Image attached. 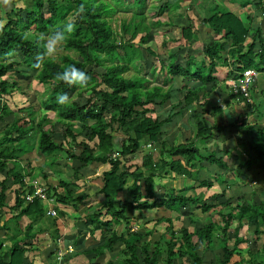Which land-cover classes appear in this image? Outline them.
Masks as SVG:
<instances>
[{"label": "trees", "instance_id": "1", "mask_svg": "<svg viewBox=\"0 0 264 264\" xmlns=\"http://www.w3.org/2000/svg\"><path fill=\"white\" fill-rule=\"evenodd\" d=\"M105 2L103 0L89 2L31 0L29 6L13 8L12 5L6 12L7 20L0 30V213L6 209L15 210L14 217L18 220L12 228L0 224V230H4L0 239V248L3 240L10 241L6 250L0 252V264H25L24 254L29 246L20 244L24 240L35 238L40 231L32 230V222L43 216L45 207L42 201L34 197L27 202L23 198L26 188L23 180L25 176H30V166L28 162L27 169H23L21 158L33 148L41 157L48 158L43 161L44 167L46 165L52 167L53 159L49 157L53 154H64L62 157L70 158L73 162L71 169L75 180L66 179L62 171L55 170L58 184L48 185L46 188L48 198L53 197L55 203L61 206L62 215L66 214L63 206H71L77 210L78 204L81 202L85 204V199L89 198L86 191L77 192V188L80 187L77 184L79 170L89 163L107 165L100 174L101 186L96 191V195L101 198V206L109 218L101 219L99 222L101 208H95L90 212V217L86 215L83 224L85 228L90 229V232L93 227V229L98 228L101 233L103 226L107 225L109 227L107 230L111 234L108 233L99 244L88 246L83 243L71 244L74 249L69 257L77 254L88 258L101 256L105 251L113 249L117 243H121L123 247L117 253L119 264H205L203 254L207 251L212 252V244L217 241L220 254H216L210 264H264V198L260 199L259 195L253 192L244 198L246 191H239L238 194L235 193L236 189L233 190L234 194L225 197L224 192L229 185H225L221 171L226 170L227 173L229 169L232 174H238L240 183H250L253 175L251 177L247 175V169L250 170L255 164L259 167L264 165V123L250 124L246 120L249 114L258 112L253 107L254 101L250 102L248 99L257 100L264 95V89H260L257 98L251 95V88L253 90L258 73L264 72V34L260 24L250 28L245 26L235 13L229 10L219 13L214 10L208 19L205 17L202 21L208 26L211 36L207 38L206 34L209 31L202 30L205 34V36L201 34L204 42L199 46L202 58L198 61V65L194 64L191 68V58L187 52L180 63L178 54L170 53L174 49L169 53L166 52L167 56L164 59L161 58L160 53L146 45L149 40L148 30L144 35H140V40L137 41L136 33L141 29L143 24L141 22H134L133 25L130 22L123 23L120 28L123 31L119 35L106 18L105 9L109 4ZM257 2L259 6L261 0ZM81 6L83 12L77 16ZM160 8H163V5ZM261 11L264 16V2L261 3ZM68 15L76 19V26L63 46L77 53L76 57L70 53H63L57 58L43 59L40 67L34 68L33 64L41 52L39 37L42 33L60 27ZM131 25L132 31H130ZM192 26L193 24L180 28L182 39H188L193 30ZM127 32H130V37L125 40L123 34ZM246 37L250 40L246 41ZM134 38L136 41H133ZM161 40L164 46L166 39ZM140 44H145L148 55L158 60L165 75L173 78L182 76L186 81L163 89L161 85L146 86V77L138 73L127 75L130 66L133 64L132 66L135 67L134 61L138 62L142 58ZM183 46L184 43H181L175 47L180 49ZM10 52H14L15 56L7 55ZM136 52L138 56L133 58L132 54ZM17 54L19 58H14ZM73 64L89 75L90 81L87 87L69 86L55 78L56 73ZM22 65L35 72L34 78L37 82L47 83L48 86L44 97L39 99L37 109L31 105L19 107V112L23 108L25 115H18V108L14 109L15 107L10 106L9 101L15 92H23L21 82L30 79L24 77L21 71L24 68L19 67ZM218 65L225 67L226 71L221 72L217 68ZM249 68L256 71L257 77L249 85L248 93L246 95L240 92L233 93L231 87L228 90L229 97L234 103L244 105L243 111L237 113L238 120L227 123L232 130L245 134L241 135L238 141L241 152L246 157L242 159L241 155H234L235 159L237 158V167L232 168L223 160L224 154L220 147L208 152L206 147L201 152L194 145L193 140L220 135L223 129L215 123L209 124L203 117L207 110L218 114L223 111L221 103L211 99L220 75L237 79L242 76L245 69ZM151 70V75L154 76L155 68ZM208 84L210 86L207 88ZM226 85L228 87L229 83ZM69 90H74L78 97L84 96L82 98L84 101L80 99L59 105L57 94L61 92L69 94ZM231 100L222 99L226 105ZM194 106L197 107L193 108ZM48 111L55 113L54 119L48 117ZM186 112H189L190 123L195 127L194 135L182 142L177 141L176 138L169 141L166 136L171 133V129H176L177 118ZM105 113L108 115L105 116ZM55 123L61 125L60 133L55 130ZM32 131L36 132L34 144H31L29 139ZM115 131L124 135L118 145H114L113 141ZM65 142L69 147L65 148ZM147 144H153L154 148H157L156 154L151 150L152 148H149L142 153L139 164L131 163L130 155L145 150L144 146ZM25 149L29 150L24 153ZM202 160L205 161L203 165L200 164ZM43 166L39 169L45 176L42 172ZM214 167H217L213 172L216 181L222 185L220 194L225 197L224 201L209 203L203 199L202 193L188 195L176 193L171 188L157 193L154 177H164L167 173L190 179L193 183L185 189L195 187L196 190L198 187L209 189L212 186L211 177H201L203 171L209 173ZM246 179L247 182H243ZM123 190H127L128 197L114 207L110 203V198ZM8 191L12 193L9 203H7ZM213 205L214 207L222 205L217 210L219 220L209 218L206 223L197 227L192 226V229L187 225L174 228L173 218L169 216L155 217L153 224L166 222L165 230L169 235L165 237V234H161L152 243L150 239H144L143 235L130 227L129 211L131 210H138L140 216L144 217V213L150 209L173 210L181 214L189 206H199L202 211H208ZM21 216L32 220L26 224L23 236L19 238L17 232H19ZM187 217L192 224L195 219L193 215L188 213ZM122 219L123 232L111 228L112 225L121 224ZM52 223L57 227L56 219ZM243 225L248 229L253 228L251 233L255 239L262 237L261 246L248 250L247 259L232 261L233 255L239 254L242 250L239 244L248 241L243 234H240ZM55 231L58 233V228ZM76 234L79 236L78 241H81L82 232L77 231ZM127 237L134 239L129 242ZM161 239L164 240L160 246ZM53 241L56 242V237ZM63 242L64 245L72 243L69 240ZM160 258L162 263L159 261ZM90 263L94 264L91 261ZM106 264H114L112 258Z\"/></svg>", "mask_w": 264, "mask_h": 264}, {"label": "rangeland", "instance_id": "2", "mask_svg": "<svg viewBox=\"0 0 264 264\" xmlns=\"http://www.w3.org/2000/svg\"><path fill=\"white\" fill-rule=\"evenodd\" d=\"M86 2H89L91 0H84ZM106 1L105 3H108L107 8L105 9V13L107 15V19L109 20L108 22L110 23L111 27L116 30V32L121 35L122 31L120 28L123 23H132L134 22H141L143 23L142 26H145V28L140 27L141 29L137 31L136 37L137 41L140 40V35H144L146 30H148L149 33V40L146 45L151 47L153 51H157L162 55L161 58H166V52L169 53L170 50H172L170 53L175 52L178 54L179 62L181 63L184 59V54L187 52L189 54L190 59V64L191 68L193 67L194 64H199V60L202 58V53L199 52L201 50L199 46H202L201 44L204 42L202 39V36L200 32L202 30H205L208 26H206L202 21L205 19V17L208 19L209 15L215 10L219 11V13L226 12L227 10L230 11V8H233L234 2H237L239 7H244L250 4V7L246 10L248 12H251V15L254 16L253 21H248L247 18H244V13L240 15V17L244 18V24L245 26H249L250 28H254L258 24L261 25L262 28V34H264V26H262L261 22V8L256 5H254L253 0H181L184 1L181 3L182 5H179V8H175L173 5V2L175 0H103ZM31 0H13V8L17 7H25L30 5ZM263 1H261L262 3ZM260 3V4H261ZM163 5V8H160V6ZM45 8V7H44ZM193 10L195 13H198V16L193 15L190 13ZM16 11L15 9H13ZM232 12V11H231ZM23 14V13H22ZM4 16V6L0 5V17ZM189 17V19H187ZM264 17V16H263ZM68 18H72L71 15H68ZM247 21V22H246ZM193 24V30H191V34L188 36V39H182L181 34H180V28L185 25H190ZM132 25L130 26V31H132ZM145 29V30H144ZM140 31V33H139ZM51 31H48L46 33L42 34H48ZM204 34V33H202ZM124 35V39L127 40L130 37V32H127ZM135 37V38H136ZM134 38L133 41H136ZM169 38V39H168ZM161 39H166V43L163 46L161 44ZM160 41V42H159ZM179 41V42H177ZM179 43V44H178ZM181 43H184V46L180 49L176 48L178 45H181ZM145 44H140V49H141V54L142 58L135 62V67L130 66V69L126 73L127 75L135 74L138 73L141 76H145L147 81H145L146 86H153V85H161L163 89L166 87L172 86V85H179L181 83H184L186 81V78H183L182 76L178 77H170L168 75L164 74V70L161 69V64L158 62L157 59L154 57H151L148 55V53L145 50ZM176 46V47H175ZM63 53H70L73 56L76 57L75 52L72 50H67L64 48L63 45H61L55 54L53 56L54 58H57L60 54ZM15 56V55H14ZM138 56L137 52L132 54V57L135 58ZM19 58V55H16L14 58ZM21 60V59H19ZM137 66V67H136ZM24 69H21L22 73L24 74V77H30L27 82H21L22 84V89L23 92H15L14 96L11 98L9 101L11 103L14 101H17L18 104H15V108L18 111V114H25L22 112H25V110L22 108V110L19 112V107H25L26 105H31L32 107H35L37 109L39 107V99L44 97V92L47 90V83L42 84L36 81L34 78V71L29 70L26 66L22 65L19 66ZM155 68L154 70V76L151 75L152 68ZM200 66H197V68ZM217 68L222 72V70L226 71L225 67L222 66H217ZM165 69V68H164ZM151 70V71H150ZM138 71V72H137ZM13 74V73H11ZM219 77V83L218 85L215 86L214 90V96L211 97L216 103H221V107L223 108V111L221 114L218 113H213L212 111H208L203 114V117L208 120L209 124H217L223 127V129L220 131V135H210L209 138L207 139H202V138H196L193 140L194 145L198 147V149L202 152L203 150L206 149L207 147V152L210 150H213L215 148L220 147L221 150L223 151V160L227 163L228 167L235 168L236 163H237V158L235 159L236 156L234 155H241L242 159L246 157L244 154L241 152V146L239 145V139L241 138V135H245L242 132L237 133L236 131L232 130L230 126H228L227 123H232L236 122L237 119V113L242 112L244 109V105L242 103H234L233 100L229 97V89L231 87V82L234 81V79L228 78V76L223 77L220 75ZM229 83V86L227 87L226 84ZM210 86H206L207 88ZM27 87V88H26ZM260 89H264V72L258 73V77L256 81L253 84V90L251 88V95H253L254 98H257V96L260 94ZM71 97V101L74 100H80L84 101L82 99L83 97H78L76 92L74 90H69V94ZM221 97V99H220ZM228 99L231 102L226 105L222 99ZM202 101V100H201ZM250 102L255 103L253 106L255 110L257 109L258 112L251 113L247 116V122L250 124L254 123H264V95L260 99H253L249 98ZM18 105V107H16ZM208 105V104H207ZM197 106H194L195 108ZM192 108V109H193ZM43 112V111H42ZM209 114H212L213 116H208ZM108 115V113H105V116ZM258 115V116H256ZM48 117L50 119H54L55 113L53 111H48ZM56 124V123H55ZM194 124V123H193ZM183 125V126H182ZM55 130L57 133H60L62 130L61 125L58 123L56 124ZM35 132V131H34ZM33 131L31 132V136H29L30 141H34L36 139V132L34 133ZM195 132V127L190 123L189 120V112H186L183 114L181 117L177 118L176 120V129L173 130L171 129V133L166 136V138L171 141L174 138H176L177 141L182 142L185 141L186 138L192 137ZM114 133V145H118L119 141L123 139L124 135L118 131L113 132ZM79 140V138H78ZM65 148L69 147L68 143L65 142ZM25 145V144H24ZM75 147V146H74ZM159 147V146H158ZM203 147V149H201ZM145 150L137 151L134 153L132 156V161L131 163H140L142 153H144L146 150L149 148L156 154L157 148H154L153 144L146 145L144 146ZM223 148V149H222ZM29 149H25V152ZM226 153V154H225ZM221 154V153H220ZM33 156V154H31ZM36 158L44 159V160H39V161H45L48 158H43L39 154H36ZM64 154H57L58 159H63ZM35 159H32L30 164L34 163L35 166ZM65 159V158H64ZM70 161V163H69ZM63 162V160H62ZM67 162L68 164L65 163H58L54 164V168L56 170H59L60 172L62 171L63 175L66 178H69L70 180H75L74 175L71 169L72 166V160L68 159ZM205 163L204 160H202L201 165ZM67 165V166H66ZM208 165V164H207ZM53 168V167H52ZM53 168V169H54ZM107 168V165H99L97 163H89L88 166L85 168L79 170L78 172V184L80 183V187L77 188V192L81 193L83 191H86L89 195L88 199H85L86 203L85 204H78V209L74 210L71 206H63L62 208L65 209L66 214L62 215L60 213L61 206L55 203V200L53 197H50L52 201H49V204L53 206V208L56 211V215L51 217L47 215H43L41 219H37L32 222L33 225V231L37 232L38 228L36 226L41 225L43 227L44 225H47L49 229H52L50 231L52 232V235L54 234L53 230V220L56 219L57 225L58 226V231L60 232L59 238L61 241L64 239L65 233H71L74 231L76 233L77 231L80 233L82 232L83 234V240H84V245L88 246L91 244L98 243L102 240H104L107 236L108 233L109 235L111 232L107 229V225H104L101 231L97 229H93L92 227V232H90L89 228H85L83 221L91 214L90 212L94 210L95 208H101V219H108L109 216L105 215L104 208L101 206V198L96 195V191L99 189L101 186V179H100V174L102 171H104ZM251 168V167H250ZM29 169H33L34 171L39 170L38 168H32L30 166ZM217 169V167L212 168L209 173H206V171H203L202 177H211L212 180V186L207 189L204 187H197L192 188V189H185V187L192 185L193 182L190 181V179H187L182 176H176L174 173H167L164 177H154L155 181V187L157 188V193L159 194L160 191L168 190V188L173 189L176 193H187L188 195L196 194V193H202L203 194V199H205L206 202H211V203H216L217 200L219 202L224 201L225 197L234 194V189L235 193L239 194V191H246V194L244 198H246V195L248 196L253 193H257L259 195V198L262 199L264 198V165L262 167L258 164H255L250 170L247 169V175L250 177L253 175V180L250 183H240L241 180H238V174L235 173L232 174L229 169L226 170H221L223 172V177L222 179L225 180V185H229L224 192V195H221V189L222 185L220 182H217L215 179L214 172ZM220 169V168H219ZM218 169V170H219ZM54 171V175H52L50 178L52 182L57 186L58 180L57 174ZM206 173V174H204ZM32 171H30V175H32ZM48 177L47 175H45ZM233 176V177H232ZM45 177V178H46ZM37 178L41 180L43 184H45V179L42 178L41 176L37 175ZM49 178V177H48ZM47 179V178H46ZM56 179V180H55ZM43 180V181H42ZM48 180V179H47ZM130 180V179H129ZM227 180L229 182H227ZM237 182V183H234ZM243 182H247V179L244 180ZM129 184L131 183V180L128 182ZM81 188V190H80ZM238 189V190H237ZM61 191V190H60ZM128 197V192L127 190H123L121 192H118L116 194H113V196L110 198V203L113 204V206H117L118 203L120 204L123 199H126ZM216 197H218L216 199ZM50 206V207H51ZM90 207L87 209V207ZM222 205H217L208 210V211H202L199 206H189L185 208L184 212L181 214L179 212L173 211V210H166V209H160V210H155V209H150L147 212L144 213V217L140 216L138 210H131L129 211V215L131 217L130 220V227L133 231H136L137 233L141 234L144 236V239H150V242L152 243L154 240H156L161 234H165V237H168L169 232H167L166 229V222H161L158 224H153L154 220L156 219L155 217L164 215V216H169L173 218V226L174 228H179L182 225H187L190 229H192V226L197 227L202 225L203 223H206L209 218L214 219L216 221L219 220V215L217 210L221 208ZM89 213V214H86ZM188 213H191L193 215L194 222L191 224L190 220L188 219L187 215ZM87 215V217H86ZM90 217V216H89ZM11 219V217L9 218ZM32 220V219H31ZM29 219V221H31ZM22 222V219H21ZM121 224H116L112 225L111 228L115 229L118 232H123L124 229V221L123 219L120 221ZM96 223H94L95 226ZM75 225L74 229H69L73 228ZM234 223L231 224V227H233ZM20 229L24 226L22 223L19 224ZM77 227V228H76ZM80 227V228H79ZM230 227V228H231ZM251 228H247L246 225H243L240 228V234H243L248 241L245 243L239 244V247L242 248V250L239 252V254H234L232 257V261L239 260L240 258H248V250L257 249L260 248V244L262 242V237L260 239H255L254 235L251 233ZM23 230V229H22ZM46 231L41 230L38 231V234L44 233ZM150 232V233H148ZM91 233V234H90ZM17 235L19 236V232H17ZM79 236H77L78 238ZM2 239V238H0ZM134 239V237H127V240L131 242ZM9 240V239H8ZM160 241V246L163 243L164 239H161ZM123 245L121 243H117L113 249L107 250L104 252L103 255H95L91 258V262H94V264H106V262L112 258V261L114 264H119L118 263V250L122 248ZM212 249L213 251H207L206 253L203 254L205 264H210V261L212 262L215 258L216 254H220V248H219V242H215L212 244ZM94 255V253H92ZM65 258V257H64ZM83 259V257H82ZM162 263V259L160 258L159 260Z\"/></svg>", "mask_w": 264, "mask_h": 264}, {"label": "crops", "instance_id": "3", "mask_svg": "<svg viewBox=\"0 0 264 264\" xmlns=\"http://www.w3.org/2000/svg\"><path fill=\"white\" fill-rule=\"evenodd\" d=\"M213 1H215V0H213ZM257 1L258 0H253V3H254V5H256V7H258V4H259V2H257ZM261 1L264 2V0H261ZM183 2L184 1H181V0H175L173 2V5H174L175 8H179V5H182L181 3H183ZM232 4H233L234 7L233 8H230V11H232L233 13H235L241 19V21L244 22V18H247L248 21H253L254 16L251 15V12L246 11L250 7V4H248V7L247 6L239 7L238 4H237V2H234ZM12 5H14V4H11L8 7H5L4 6V16L0 17V20H7L6 19V12L10 9V7ZM259 6L261 8V4ZM192 12H194V11L193 10L191 11V9H190V13L193 15ZM242 13H244V15H245L244 18L243 17H240V15ZM194 15L195 16L196 15L198 16V13L196 12ZM261 17H262V19H261V22L260 23H262V26H264L263 25L264 17H263V12L262 11H261ZM205 31H209V29L206 28ZM202 33H204V32L203 31L200 32V34H202ZM203 36H205V34ZM206 36H207V38H209L211 36V32L209 31L206 34ZM249 40H250V38L249 37H246V41H249ZM10 100H11V98H10ZM15 104H18L17 101H14V102L11 101V103H9V105L10 106H13V107L15 106ZM16 107H18V105ZM22 113H25V112H22ZM18 115H25V114H21L20 113ZM208 116H213V115L212 114H209ZM30 136H31V134H30ZM30 143L31 144H34L35 143V140L34 141H30ZM31 154H33V156H31ZM36 154H37V152L33 148L31 150V152H28V154L22 156V158H21L22 159L21 160V166L23 167V169H27L26 167L28 165V162H29V166H31L32 168H38V169H39L40 166H43L45 164L44 162L39 161V160H43V159L36 158L37 157ZM51 157L53 159V165L54 164H58V163H61V164L62 163H65V164H68L69 165V163H70V161H69V163L67 162V160L70 159V158H68V159H64V158L63 159H60L59 158L58 159L57 154H53L52 156L49 157V159ZM35 158H36V160H35V166H34V163L30 164V162L32 161V159H35ZM62 160H63V162H62ZM53 165H52V167L54 168ZM52 167L46 165L43 168V170H42V172H44L45 175H47V176L49 175L48 176L49 178L46 177V176H43V174L41 173L40 169L39 170H36V171H34L33 169H29V171H32L33 174L30 175V176H25L24 178H29V179L34 178V179H37V180H39L41 182V180L39 178H37V175H39V176H41L42 178L45 179V186L46 187L48 185L55 186L56 183L54 184L52 182V180H54V179L52 178V180H51V178H50L52 175H54V171L53 170H56L55 168L53 169ZM56 179H58V178H56ZM66 179H69V178H66ZM77 184H78V182H77ZM79 185H80V183H79ZM80 190H81V188H80ZM11 194L12 193H10L8 191V193H7V200H8V202L7 203H9L11 201V199H12ZM49 201H52V200L50 198H48L46 201H42V203H43V205L45 207L44 208L43 215L45 214L47 216H51V215L46 214V209L47 208L53 209V206H51L49 204ZM15 215H16V211L15 210H10V209L2 210V212L0 213V224H6L8 228H12L15 225L16 220H18V219H16L14 217ZM44 216H42V217H44ZM10 217H11V219H9ZM51 217H53V216H51ZM21 219H22V222H21ZM28 222H29V218L28 217H26V216L19 217V224L22 223L24 225L22 227V229H24V227L26 226V224ZM47 225H44L43 227H41V225L36 226L40 231L41 230H44L46 232L40 233V234H38V232H37V234L35 235V238H31L29 240H24L23 242H21V244H20L21 246L22 245L29 246V248L27 249V251L24 254L25 255V259H24V263L25 264H59V262L57 260H55V257H54V249L56 248V243L57 242H54V241L52 242V240L55 237H56V241L59 238L60 232L58 231V233H57L55 231V229H57L59 225H57V227H55L53 225L54 234L56 233L55 236L52 235V232L53 231H50L52 229H49V227ZM74 228H75V225H74L73 228H69V229L72 230ZM22 229H20V226H19V238H21L23 236V231L24 230H22ZM3 233H4V230L1 229L0 230V238L3 237ZM68 240L71 241L72 243H69L68 245H64V242L63 241L67 242ZM78 240L79 239L77 238V234L74 233V231H72L71 233H68V234L65 233L64 239L62 241V245L65 248L66 247H70L71 248V251L67 253V255L65 256V258H63V260L61 261L62 264H91L90 263L91 258H88L87 256H84L82 254H77V255H73V256H70L69 257V254L74 249L73 248V245H71V244H74V245H78V244L81 245L82 243L84 244L83 238H82L81 241H78ZM9 245H10V241L8 239L3 240V244H2V246L0 248V252L5 251L6 250V247H8ZM82 257H83V259H82Z\"/></svg>", "mask_w": 264, "mask_h": 264}, {"label": "clouds", "instance_id": "4", "mask_svg": "<svg viewBox=\"0 0 264 264\" xmlns=\"http://www.w3.org/2000/svg\"><path fill=\"white\" fill-rule=\"evenodd\" d=\"M13 3V0H0V5L8 7ZM83 12V6L77 11V16ZM6 20H0V30L3 29ZM76 19L66 18L60 27L51 31L48 34H41L39 37L41 52L38 54L34 68H39L41 62L45 58H51L55 56L57 49L63 45L68 37L75 31ZM14 52H10L7 55H14ZM58 81H62L69 86L87 87L90 81L89 75L77 68L74 64L68 65L63 71L56 73L55 77ZM57 103L59 105H65L71 103V97L66 92L57 94Z\"/></svg>", "mask_w": 264, "mask_h": 264}, {"label": "built area", "instance_id": "5", "mask_svg": "<svg viewBox=\"0 0 264 264\" xmlns=\"http://www.w3.org/2000/svg\"><path fill=\"white\" fill-rule=\"evenodd\" d=\"M237 79H234L233 82H231V88L233 93H243L246 95L248 93V87L249 85L254 81V79L257 77V73L253 69H245L242 74ZM249 100V99H248ZM149 145V144H148ZM24 187L26 188L23 189L25 190L23 194V198L25 201L30 202L34 197L39 198L41 201H46L48 199L47 197V192H46V186L45 184L41 183L39 180L34 179V178H24ZM46 214L55 216L56 211L55 209H46ZM56 248L54 249V257L55 260L59 262V264H62L63 258L67 255L68 252L71 251L70 247H63L61 245L60 238L57 239L56 241Z\"/></svg>", "mask_w": 264, "mask_h": 264}]
</instances>
